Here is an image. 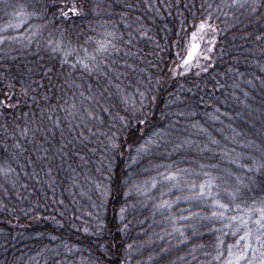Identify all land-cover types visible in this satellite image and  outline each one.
<instances>
[{
    "label": "trees",
    "instance_id": "1",
    "mask_svg": "<svg viewBox=\"0 0 264 264\" xmlns=\"http://www.w3.org/2000/svg\"><path fill=\"white\" fill-rule=\"evenodd\" d=\"M223 2L0 0V29L15 24L19 4L27 5L26 11L40 12L19 28L0 30V36L14 37L0 43V97L8 93L12 103L22 101L16 108H0V264H224L228 245H235L244 229L241 226L233 234L239 222L227 217L237 215L235 210L226 211L225 218L211 216L219 210L211 200L220 199L231 207L229 192L236 187L241 211L253 209L249 240L256 251L250 248L247 257L261 264L264 248L255 240L254 221L264 207V38L256 37L264 33V7L250 14V9L218 8ZM73 3L80 11L61 15ZM128 4L133 7L127 8ZM205 19L216 30L198 33L203 37L200 48L185 71L181 61L189 38ZM105 26H114L123 37L120 51L111 58L127 61L120 65L128 73L120 81L129 94L127 112L123 102L104 93L114 106L113 115H131L133 99L140 109L137 88L148 95V103L136 113L143 124L133 119L127 127L116 122L111 128L107 114L103 125L86 122L88 127L96 124L100 132L118 130L124 142L112 160L110 176L106 166L96 171L104 137L90 135L79 125L77 132L83 128L89 137L87 147L75 141L76 148L69 144L64 149L68 155H62L57 151L62 147L60 129H51L41 114L48 105L80 102V93L86 97L89 85L96 90L102 83L79 60L85 49L92 54L93 41L102 37ZM129 32L132 43L126 45ZM45 68L51 71L46 73ZM21 81L28 89L26 97ZM9 83L14 87L9 88ZM83 103L89 110L95 104ZM56 115L63 119L64 112ZM28 121H32L28 136L23 137L20 133ZM16 143L25 151L21 153ZM142 143L146 147L138 153ZM94 147L95 153L89 151ZM77 150L87 164L72 155ZM29 159L34 163L29 164ZM176 171L180 175L175 180L162 178ZM204 173L214 178V197L177 199L198 193L207 179ZM97 181L110 189L100 212L92 208L94 202H101ZM192 184L197 187L191 189ZM163 201L171 207H159ZM190 212L195 215L189 217ZM97 216L103 225L94 219ZM173 217L180 231L174 229ZM98 227L103 231L96 232ZM101 243L103 249L98 247Z\"/></svg>",
    "mask_w": 264,
    "mask_h": 264
},
{
    "label": "snow or ice",
    "instance_id": "2",
    "mask_svg": "<svg viewBox=\"0 0 264 264\" xmlns=\"http://www.w3.org/2000/svg\"><path fill=\"white\" fill-rule=\"evenodd\" d=\"M27 5L25 4H19L18 8L20 11H15L14 15L18 17L14 25H5L4 29L0 30H7L11 27L19 28L20 25L29 17L31 16H39L40 12L38 11H26ZM35 7V6H34ZM127 8L133 7L131 4L126 5ZM211 7V5H209ZM218 8H232V9H250V14L257 13L258 10L262 7H264V0H224L223 3L217 6ZM80 9H78L75 4L73 3V6L68 9L67 12L62 11L61 15L67 16L70 13L75 14L78 13ZM226 15H230L231 13H225ZM122 17L124 14H121ZM111 22H106V24H110ZM31 27V26H30ZM39 27V26H36ZM125 27H128L127 21H125ZM196 31H193L191 33V37L189 38L190 43L187 48V54L183 57L181 63L185 68V71H187V67L189 63L193 60V58L196 56L200 45L198 43L199 40L203 39L202 36H199L198 33H202L206 28L211 29L215 31V27L212 24H209L208 21L201 20L198 25L195 26ZM18 35H23V33H19ZM30 36H34L35 32H29ZM129 39L127 41H123L126 45L132 43V33L129 32ZM141 36L145 35L144 32L140 33ZM261 38H264V33H261L259 36L256 37L257 40H260ZM12 40L14 37L12 36H0V43H3L5 40ZM215 37H213V40ZM88 40L92 41V37H88ZM123 40L122 35L118 36L117 32L114 30V26H112V29H109L107 26L104 27V31L102 33V37L100 39H96L93 41V49L92 54H89L87 49H85V57L83 59L79 60L80 65L85 68L86 71L89 73L95 72L97 73L99 79L102 81V83H99L96 90H93L92 85H89L88 95L85 97L84 93H80L81 101H73L71 105H60V104H53L48 105L47 109L41 108V114L45 117V119L48 121V123L51 126V129H60V136L62 137L61 140V148H58L57 151L61 152L62 155H68L67 151H64V149L67 148V145L71 144L72 148H76L75 141H79L80 144H83L85 147L87 145L85 144V141L89 140L88 136H85L83 128L79 132H77V127L79 125H84V127L87 128V131L90 135H97L99 134V137H104V140L100 142V147L103 148L102 155L100 156V159L96 160L97 172H102V168L104 166L107 167V172L110 176L112 169L114 167L112 160L115 158V153L118 150H121L124 146V142H121L119 139V131H111V128H116V122H119L121 127H127L130 125L131 121L133 119H137L140 124L144 123V120H140L136 113L143 109L146 104L148 103V95L147 92H140L137 88L136 91L139 92V98H140V109H137L135 107L136 101L133 99V109L131 115H120L119 112H114V106L107 100V98L104 96V93L107 92L109 97H112L113 99L118 98L119 102H123L125 111L127 112V98H128V92L127 89L121 86V77H127L128 73L126 71H123L120 67L121 64H126V60H115L112 59L113 53H118L120 51V48L118 44L120 41ZM28 43H31V40L28 41ZM49 45H51L53 42L50 40L48 41ZM57 48H53V51H57ZM264 51V50H262ZM125 55H131V52L125 53ZM129 68L132 67V65H128ZM206 70V69H205ZM43 71L50 72V69H43ZM29 72H31V69H29ZM175 74V73H174ZM22 87H21V93L26 97L28 95V89L27 87L23 86V81H21ZM9 88H13L14 85L11 83L8 84ZM111 89H115V91H112ZM43 100H47L48 96L45 95L42 97ZM154 99V97H153ZM12 96L8 93H5L2 97H0V108H16L19 104L22 103L20 99H17L15 103H12ZM84 101H94V106H91V110L89 108L84 107ZM107 105V106H105ZM63 111L64 117L61 119L59 115H56L57 112ZM104 114H107V120L109 121L111 128L108 129L105 132H100L99 128H96V124L103 125L105 122ZM23 115L25 117L28 116L27 112H24ZM80 117H83V119H80ZM76 120L77 123L73 124L72 121ZM95 121L96 124H93L92 127H88V124L86 122ZM32 121H28L27 124H25L24 128L21 130V136L27 137L29 128L28 124H31ZM19 127V125H17ZM43 131L47 132L49 131L48 128H44L43 125H41ZM93 128H96V131H93ZM39 130V129H38ZM159 131V130H157ZM67 132V136L66 133ZM73 133H75V136L72 139H69L68 137H72ZM152 136L156 135V132H153L151 134ZM98 137V138H99ZM106 141V145L104 143ZM149 142H151V137H149ZM215 143V141H213ZM15 147L20 149V152H24L25 149L19 144L16 143ZM130 147V145H129ZM146 147L145 144H140V146L137 148V152H141ZM96 148H91L89 151L95 153ZM47 151L46 149L44 150ZM72 155L78 156L80 160L87 164L88 162L83 159L82 156H80L79 150L72 153ZM235 163H239V161H234ZM29 164H33L34 161L31 159L28 160ZM262 165H256L257 169H259ZM201 167H204V165H201ZM242 167L248 168V165H242ZM8 171H12L11 168L8 169ZM180 175L179 171L176 172H168L166 176L162 177L163 179L168 180H175L177 176ZM205 177L207 178L206 181L201 182L199 185V192L192 191L189 196L185 197H177V199H206L211 198L216 195V193L212 192V187L214 184V178L210 176L209 173H204ZM91 179V178H90ZM153 184L155 185V181H153ZM175 186V185H174ZM197 185L192 184L190 185L191 189H195ZM95 190L99 193L100 197V203H93L92 208L96 209L97 212H100L103 210L104 203L106 202V198L110 194V189L108 185H105L99 181L95 182ZM240 193V188L236 187L234 190H231L229 192V195L231 196V207L229 203H224L220 199H212L211 203L212 205L219 209L218 211H213L210 213L213 217H220L225 218V212L235 210L238 214L232 215L230 217H227L229 222L231 221H238V225L235 229H233V234L235 235L240 227L242 226L244 229L243 235L238 236L235 240V245L229 244L228 245V259L224 262V264H242V262H245V264H253V261L251 259H248L247 253L249 249L251 248L253 252L256 251V248L251 244L249 237L253 235L252 230L249 228V217L252 215L253 209L252 208H244L242 209V204L237 202V195ZM255 203V201H253ZM159 207H171V203L168 201H163ZM123 208L121 209V212H123ZM259 216L255 219L254 223L257 226L255 229V240L258 242L261 248H264V207H261L259 210ZM91 215V213H90ZM195 215L194 213H189V217ZM189 217H183V219H188ZM94 219L98 220V223L100 225H103V220L99 219V217H94ZM173 219V227L176 231H180L179 228H176L175 226V217ZM227 227V225H226ZM85 233L89 231L87 227L83 229ZM102 227H98L96 229V232L100 233L102 232ZM180 236L183 237L184 233L181 231ZM56 237H53L55 239ZM187 239V237H184ZM222 241H217V247L219 248ZM242 245V248L240 247ZM73 248L76 247V245L72 246ZM99 248L103 249L104 244H99ZM234 247L236 248V251H233ZM217 260L220 259V252H217V255L215 257ZM261 264H264V260L261 261Z\"/></svg>",
    "mask_w": 264,
    "mask_h": 264
}]
</instances>
